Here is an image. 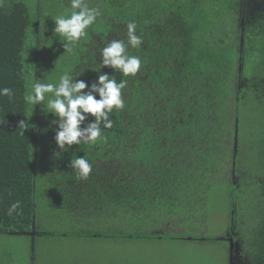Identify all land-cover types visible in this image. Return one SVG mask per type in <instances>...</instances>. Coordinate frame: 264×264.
<instances>
[{
    "label": "trees",
    "instance_id": "obj_1",
    "mask_svg": "<svg viewBox=\"0 0 264 264\" xmlns=\"http://www.w3.org/2000/svg\"><path fill=\"white\" fill-rule=\"evenodd\" d=\"M1 1L0 88L14 95L11 100L0 96V235L34 236L37 178L41 172L50 176L49 168L61 174L55 191L63 195L69 215L113 216L124 223L131 206L153 213L154 206L142 203L156 199L165 208V221L189 217L213 182L211 175L225 166L224 130L230 129L235 141L244 114L252 124L250 143L260 134L264 139V0H88L102 15L81 43L85 47L75 58L72 76L89 85L102 72L117 82L126 79L125 105L110 114L111 129L102 126L105 139L66 146L67 151L59 149L55 137L50 140L57 118H47L42 105L24 100L38 77L33 65L43 63L30 8L12 0L6 9ZM130 21L143 44L128 51L140 56L142 66L135 77H124L101 66L99 50L112 39L126 40ZM148 84L150 89L144 88ZM93 120L89 117L82 127ZM21 121L26 129H19ZM258 140L259 164L264 142ZM50 148L55 156L63 154L47 165ZM74 155H86L92 164L87 179L78 180L72 171ZM17 200L20 214L10 217L6 209ZM261 225L260 233L264 218Z\"/></svg>",
    "mask_w": 264,
    "mask_h": 264
},
{
    "label": "rangeland",
    "instance_id": "obj_2",
    "mask_svg": "<svg viewBox=\"0 0 264 264\" xmlns=\"http://www.w3.org/2000/svg\"><path fill=\"white\" fill-rule=\"evenodd\" d=\"M11 1L2 0L3 8H9ZM22 1L30 8L33 26L40 32L42 45L38 56L43 59V63L33 65L35 68L31 69L32 72L38 75L37 79L46 78L47 82L57 80L65 71L72 75L75 58L85 47L81 43L88 40L92 26L72 51L66 53L60 37L54 34L53 19L66 11L68 4H65V0ZM32 56L31 60L37 59ZM241 83L245 85L243 81ZM145 85L147 86L146 82ZM144 88L150 89V85ZM45 115L47 118L53 116ZM240 119L236 143L230 129L224 130L222 161L225 166L219 167L216 177L214 173L211 175L210 181L213 182L205 189L202 202L195 205L194 215L165 221V208L156 199H152L155 205L142 203L146 207L154 206L153 213H149L150 210L145 213L136 211L131 206L124 223L117 222L113 216H108L110 220H104L102 217L85 216V212L81 218L69 215L61 201L63 195L55 191L61 174H55L49 168L50 176L41 172L37 178V230L34 236L0 235V263L246 264L251 254L254 256L248 261L249 264H262L259 259L263 260L264 255L260 253V249L264 247L260 244V236L264 232L260 233L259 226L264 218V198L257 197L254 193V189H259L255 183L260 172V164L257 162L259 149L255 147L257 139L260 144L261 138L255 137L256 142L252 145L249 137L252 124L244 114ZM38 127L41 129V124ZM53 128L56 131L57 125ZM55 131L50 140L54 139ZM251 135L254 137V133ZM50 149L46 158L47 165L63 154L55 156L57 152ZM234 157L238 158L237 169ZM41 163L43 161H40V167ZM235 178L238 181L234 184ZM87 206L91 208L90 203ZM232 229L235 230L234 248L227 240ZM41 232L47 235L41 236ZM52 233L62 236H49ZM68 233L70 237L65 236ZM75 233L83 234L84 237L72 236ZM117 234L119 238L116 237ZM174 236L181 239H174Z\"/></svg>",
    "mask_w": 264,
    "mask_h": 264
},
{
    "label": "clouds",
    "instance_id": "obj_3",
    "mask_svg": "<svg viewBox=\"0 0 264 264\" xmlns=\"http://www.w3.org/2000/svg\"><path fill=\"white\" fill-rule=\"evenodd\" d=\"M101 15V10L90 6L88 0H68L66 11L53 17L54 34L60 37L66 53L71 52L81 38L86 36L87 30ZM136 30V23L128 22L126 40L112 39L99 50L103 68L119 71L124 77H135L140 72V56L128 51L129 48L139 49L143 44L142 35H137ZM127 83L126 79L117 82L114 75L102 72L97 81L89 85L84 80L74 79L65 71L53 82H47L46 78L36 79L25 93L24 100L30 106L42 105L45 114L57 118L52 121L57 125L55 141L59 149L67 151L72 145L95 144L105 139L102 126L104 129L114 126L110 114L124 108L123 90ZM13 95L12 89L0 88V96L11 100ZM89 117L94 120L82 127ZM27 125L21 121L19 129H26ZM70 167L78 180L87 179L93 170L86 155H74ZM6 211L10 217L19 215L21 202L17 200L11 203Z\"/></svg>",
    "mask_w": 264,
    "mask_h": 264
},
{
    "label": "flooded vegetation",
    "instance_id": "obj_4",
    "mask_svg": "<svg viewBox=\"0 0 264 264\" xmlns=\"http://www.w3.org/2000/svg\"><path fill=\"white\" fill-rule=\"evenodd\" d=\"M239 81H240V79H239ZM241 82V81H240ZM241 84V87H242V83H240ZM240 122H241V119L239 120V124H240ZM260 138H261V140L264 142V139L262 138V134H260ZM262 148H264V146L262 147ZM264 156V150H262V153H261V156H259V158H260V162H259V164H260V168H259V177H258V180H257V182L255 183V186H259L258 188V190H256V189H254V193H256V195H257V197H260L261 196V198H264V190H263V187H264V162L261 160L262 159V157ZM235 182H233L234 184L238 181V179L237 178H235ZM264 201V200H263ZM261 204V203H260ZM262 208L264 209V207H263V205H262ZM262 208H261V210H262ZM262 215H264V213L262 214ZM234 229H232L231 231H230V233H229V235H227L228 237H227V240L228 241H230V243H231V245H232V247L234 248V240H235V235H234ZM260 243H262V242H260ZM233 248H232V251H233ZM262 253H263V255H264V249H262V250H260ZM254 255H251V254H249V256H248V258H247V263L246 264H249V260L251 259V257H253ZM233 257V256H232ZM264 258V257H263ZM261 261V263L262 264H264V259H263V261L262 260H260L259 259V262ZM258 264H260V263H258Z\"/></svg>",
    "mask_w": 264,
    "mask_h": 264
}]
</instances>
